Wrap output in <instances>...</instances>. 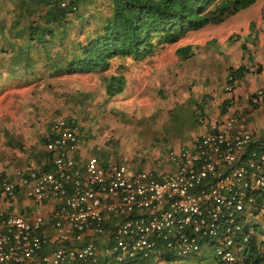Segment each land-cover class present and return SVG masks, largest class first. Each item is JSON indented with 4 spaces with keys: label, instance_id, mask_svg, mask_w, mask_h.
Instances as JSON below:
<instances>
[{
    "label": "built area",
    "instance_id": "1",
    "mask_svg": "<svg viewBox=\"0 0 264 264\" xmlns=\"http://www.w3.org/2000/svg\"><path fill=\"white\" fill-rule=\"evenodd\" d=\"M262 96L259 88L252 101ZM80 145L75 121L58 117L45 143L50 170H0L8 207L15 197L50 205L46 213L0 208V264H141L164 251L194 258L210 248L216 264H264L252 223L264 197V133L239 113L171 149L169 172L83 160Z\"/></svg>",
    "mask_w": 264,
    "mask_h": 264
},
{
    "label": "rangeland",
    "instance_id": "2",
    "mask_svg": "<svg viewBox=\"0 0 264 264\" xmlns=\"http://www.w3.org/2000/svg\"><path fill=\"white\" fill-rule=\"evenodd\" d=\"M109 12V0H86L73 16L72 24L78 28L72 30L69 37L82 39L84 29L92 31L100 27ZM228 37L231 41H227ZM154 41L158 42L159 39ZM242 43L245 45L244 51L241 49ZM186 45L191 47L190 54H178L177 49ZM9 52L10 47H5L4 52L0 51L2 69L8 70L9 62H2ZM251 61L254 64L252 66ZM241 63L254 69L258 64L264 65V0H258L221 24L206 25L199 30L188 31L176 42L159 44L152 54L141 60L115 57L110 59L107 69L63 75L49 79L51 82L48 83L47 77H43L41 72L40 77L31 78L33 80L30 83H20L12 76H0V121L8 127V143L28 148V145L32 146L34 138L38 143L41 137L39 130H43L45 124L65 115L71 117L79 127L81 140L91 139L95 142L93 151L98 154L97 157L103 155L109 161L132 167L127 156L129 153L138 156L143 154L147 158L150 154L152 159L158 160L162 167L166 166V170H169L168 152L178 149L180 145H191L193 140H189L206 128V123L198 120L195 124L187 122L193 102L194 112L197 102H201L205 95L213 97L212 100L217 98L218 104L225 96L228 69ZM261 69L264 73V67ZM150 70L158 72L157 83L144 87L142 80L139 84L134 76L136 72ZM131 71L129 77L132 78H128L126 93L109 98L105 93L108 77L120 74L128 77ZM262 77L245 75L234 90L244 86L246 91L227 95L233 96L230 109L243 108L247 124L264 129V104L262 108L245 112L248 109L246 107L251 105L250 92L264 84ZM197 94L199 97L195 100L191 95ZM181 99L187 103L178 101ZM208 105L206 103L204 106L203 111L207 114H204L203 119L212 113ZM215 109L220 115V110ZM171 130L175 131L174 137L166 136L153 142L155 137L168 135ZM108 140L110 144L105 147ZM134 145L141 146L143 150L140 152L139 149L135 153L125 150ZM0 198L2 201L6 199L2 195ZM12 200V212L24 209L26 205L30 212H41L37 205L25 198L15 197ZM4 204L1 208L7 210L8 201ZM260 204L262 208L252 218V223L256 225L254 233L258 240L264 241V197ZM188 257H174L173 260L156 261L153 264H216L211 248L202 249L194 258Z\"/></svg>",
    "mask_w": 264,
    "mask_h": 264
},
{
    "label": "trees",
    "instance_id": "3",
    "mask_svg": "<svg viewBox=\"0 0 264 264\" xmlns=\"http://www.w3.org/2000/svg\"><path fill=\"white\" fill-rule=\"evenodd\" d=\"M85 1L0 0V22H4L0 24V51L4 52L5 47L11 49L2 62H9L8 70L0 68V76H12V79H18L20 83H30L33 80L30 79L39 76L41 72L43 77H47L48 83L51 82L49 79L63 75L107 69L110 59L115 57L141 60L152 54L159 44L176 42L188 31L199 30L206 25L221 24L258 0H109L110 12L102 25L92 31L84 29L82 39H72L69 37L72 30L78 28L72 24L73 16ZM157 38L159 41L155 42ZM227 41H231V38L228 37ZM244 48L242 43L243 51ZM177 52L188 56L191 47H180ZM250 64L252 66V61ZM251 66L241 63L237 67H230L224 85L225 96L217 104V98L212 100L213 97L205 95L196 104L195 119L207 126L211 114L203 119L204 114H207L203 111L206 103L210 106L214 104L220 110V115L234 111L244 119L243 108L230 109L233 96L228 95L234 92V87L245 75L260 76L264 65L258 64L255 69ZM125 82L127 79L122 74L110 75L105 93L109 98L122 94ZM228 85L232 88L230 92L225 89ZM259 88H264V85ZM259 88L250 92L251 105L246 107L248 109L245 108V112L264 104V96L257 103L252 101ZM58 117L72 120L65 115ZM54 119L45 124L44 134L38 141L39 147L43 149L41 154L47 161L46 165L38 168L44 170L52 168V153L46 150L45 143ZM82 141L89 142L86 139H82L81 143ZM109 144L110 140L105 147ZM98 158L104 160L99 156ZM174 257L177 258L171 252L164 251L154 256V259L142 260L141 264L169 261Z\"/></svg>",
    "mask_w": 264,
    "mask_h": 264
},
{
    "label": "crops",
    "instance_id": "4",
    "mask_svg": "<svg viewBox=\"0 0 264 264\" xmlns=\"http://www.w3.org/2000/svg\"><path fill=\"white\" fill-rule=\"evenodd\" d=\"M132 72L133 71L128 72V77L125 76V78L127 79V82H125L126 83L125 86L128 83V78H132V77H129V76H131L129 74H131ZM185 72L187 74L191 73L190 71H185ZM158 75H159L158 72L153 71V70L139 71V72H136V75L134 76V78L138 79L139 84L143 82L144 87H146L147 84H150V85H148V87H149V86H152L153 84L157 83ZM260 76H263L262 77V81H263L264 80V73H261ZM141 80H142V82H141ZM123 91H124L123 94L126 93L125 89ZM197 91H198V89H197ZM242 91L245 92L246 87L241 86L239 88H235V90H234V92H238V94H241ZM191 96L195 100H197V98L199 97L198 94L197 95H191ZM187 98H189V96ZM183 100L181 99L178 101H181L182 103H187L186 101H183ZM194 104L195 103L193 102L192 111L190 113L191 116L187 119V122L189 121L188 123H190V124H195L194 122L197 123V120L195 119V116H194ZM208 106H210V105H208ZM186 108H188V110H189V107H186ZM215 108L216 107L214 104H213V106H210V110L212 111V113H211L212 120H219V119H222L223 117H225L227 115V113L223 114V116L217 115V112H215L216 111ZM1 123H2V121H0V170L6 169L7 166L18 167V166H24L28 163H31L32 165H35L37 167H42V166L47 164V161H46V159L43 158L41 151L37 149L38 148L37 146H39V144L36 142L37 140H35V138L32 140V142H33L32 146L28 145L29 146L28 148H26V147L20 148V146H15L13 144H10V143H8L7 136H6L8 127L6 125H2ZM173 125H174V121L172 123V126ZM206 130H207V126L203 130H201V131L199 130L200 133L196 134V136L194 138H191L189 141L195 140L196 137H199L200 135H202ZM253 130L257 131L258 133H264V129H261L258 127L253 128ZM39 132L41 133V135L44 134V129L43 130L40 129ZM174 135H175V131L173 132L171 130L170 134H168V135L161 134V135L155 137L153 139V142L156 140H159L161 138H167L166 136L174 137ZM94 145L95 144L91 140L88 143H85L82 141L80 148L78 150L77 156H80L84 160V159H86V157H88L90 155H98V154L94 153V151H93ZM140 147L138 145H134L133 147L126 148L125 150L127 151V149H129V150H131V152L135 153V151L139 150ZM142 150L140 149V152ZM127 156L129 157L130 161L132 162V167H130V166L129 167L133 171H138V170H142V169H151L156 174H159L161 172H169V171L174 170L173 167L169 164V162L167 163L169 166V170H166L167 169L166 166L162 167L161 164L158 163V160L152 159V157H150V154H149L148 158L146 156H143V154H140L138 156V154L129 153ZM133 156L135 158H133ZM101 158L104 159L102 161H109L103 155H101ZM0 197H1V194H0ZM20 198L23 199V197H20ZM4 203L5 202L2 201L0 198V208L2 205H5ZM29 203L32 204V202H29ZM10 208H12V207L11 206L7 207L8 210H10ZM38 208L40 209L41 213H46L47 210L50 208V205L48 203H46L44 205L38 206ZM20 210H29V207L26 205V207L24 209H20Z\"/></svg>",
    "mask_w": 264,
    "mask_h": 264
}]
</instances>
